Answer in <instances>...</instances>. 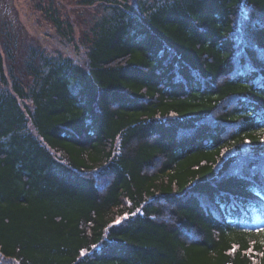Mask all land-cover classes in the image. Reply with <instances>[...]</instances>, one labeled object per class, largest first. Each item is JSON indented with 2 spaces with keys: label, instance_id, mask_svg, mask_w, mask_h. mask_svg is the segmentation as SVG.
<instances>
[{
  "label": "trees",
  "instance_id": "16d2710c",
  "mask_svg": "<svg viewBox=\"0 0 264 264\" xmlns=\"http://www.w3.org/2000/svg\"><path fill=\"white\" fill-rule=\"evenodd\" d=\"M72 1L0 16V255L264 264V0Z\"/></svg>",
  "mask_w": 264,
  "mask_h": 264
},
{
  "label": "rangeland",
  "instance_id": "374dc122",
  "mask_svg": "<svg viewBox=\"0 0 264 264\" xmlns=\"http://www.w3.org/2000/svg\"><path fill=\"white\" fill-rule=\"evenodd\" d=\"M38 0H0V16L9 19L14 26H21L22 30L40 37L41 43L48 48H60L64 54L70 55V57L76 62H81L83 56L77 53L71 44H67L64 41L59 40L54 33L53 28L48 26L44 20L40 17L39 12L34 8L35 3ZM60 6V13L63 16L71 17L73 12L70 10L76 8L72 0H56ZM74 6V7H73ZM82 13H78L81 20H88L90 15H94L96 11L95 7H89L82 10ZM81 20L76 26L81 27ZM77 35V30H75ZM50 33V36L44 37V33ZM43 38V39H42ZM5 259V261H4ZM2 264H17L14 260L4 258L0 255Z\"/></svg>",
  "mask_w": 264,
  "mask_h": 264
},
{
  "label": "snow or ice",
  "instance_id": "6c2138e0",
  "mask_svg": "<svg viewBox=\"0 0 264 264\" xmlns=\"http://www.w3.org/2000/svg\"><path fill=\"white\" fill-rule=\"evenodd\" d=\"M76 87L78 89H80L81 91H83L84 88H85V86L83 84L79 83V82L77 83ZM81 106H84V105H81ZM262 139H264V137H262ZM221 206H223V205H221ZM233 208H235V205H233ZM250 208H251L252 211H256L257 210V208L255 206H250ZM247 210L248 209H245V211H247ZM261 210L264 211V208H261ZM127 215H128V213H125V216L123 218H121V219L126 218ZM119 222H120V219H117V220L113 221V223H119ZM250 234H254L256 236H259L260 237V240H259L260 246H261V248H264V227H258V228H256L254 230V233H250ZM255 244H256V241L253 240L252 244L249 245V247L247 249L249 254H253V252H254V247L253 246ZM92 247L95 248V247H97V245H92ZM236 250H237L236 246H232V248L230 249L231 252H235ZM84 254H85V250L82 249L81 250V255H84ZM261 255H264V252H262Z\"/></svg>",
  "mask_w": 264,
  "mask_h": 264
}]
</instances>
